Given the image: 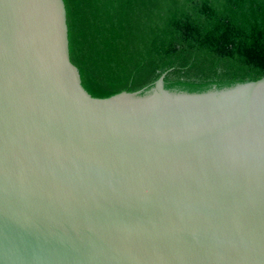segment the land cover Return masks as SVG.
<instances>
[{"label": "water", "instance_id": "95a60500", "mask_svg": "<svg viewBox=\"0 0 264 264\" xmlns=\"http://www.w3.org/2000/svg\"><path fill=\"white\" fill-rule=\"evenodd\" d=\"M92 96L64 0H0V264H264V76Z\"/></svg>", "mask_w": 264, "mask_h": 264}, {"label": "trees", "instance_id": "16d2710c", "mask_svg": "<svg viewBox=\"0 0 264 264\" xmlns=\"http://www.w3.org/2000/svg\"><path fill=\"white\" fill-rule=\"evenodd\" d=\"M70 60L105 97L203 90L264 76V0H64Z\"/></svg>", "mask_w": 264, "mask_h": 264}]
</instances>
